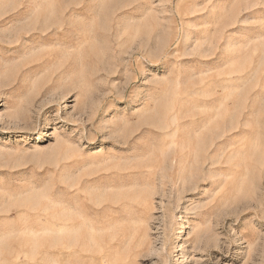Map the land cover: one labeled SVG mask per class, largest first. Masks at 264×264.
I'll return each instance as SVG.
<instances>
[{"label": "rangeland", "instance_id": "374dc122", "mask_svg": "<svg viewBox=\"0 0 264 264\" xmlns=\"http://www.w3.org/2000/svg\"><path fill=\"white\" fill-rule=\"evenodd\" d=\"M0 264H264V0H0Z\"/></svg>", "mask_w": 264, "mask_h": 264}]
</instances>
